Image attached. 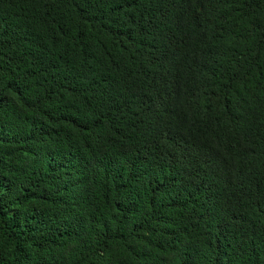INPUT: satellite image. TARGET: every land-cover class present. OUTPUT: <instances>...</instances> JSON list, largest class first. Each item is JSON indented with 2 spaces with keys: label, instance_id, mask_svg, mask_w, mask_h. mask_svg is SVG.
<instances>
[{
  "label": "trees",
  "instance_id": "trees-1",
  "mask_svg": "<svg viewBox=\"0 0 264 264\" xmlns=\"http://www.w3.org/2000/svg\"><path fill=\"white\" fill-rule=\"evenodd\" d=\"M0 264H264V0H0Z\"/></svg>",
  "mask_w": 264,
  "mask_h": 264
}]
</instances>
